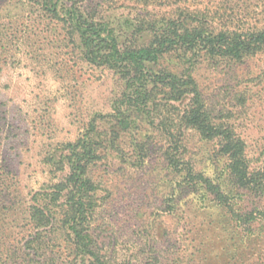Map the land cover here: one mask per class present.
Masks as SVG:
<instances>
[{"label": "rangeland", "instance_id": "374dc122", "mask_svg": "<svg viewBox=\"0 0 264 264\" xmlns=\"http://www.w3.org/2000/svg\"><path fill=\"white\" fill-rule=\"evenodd\" d=\"M76 1L81 12L110 23L127 38L142 18L179 5V0ZM225 1L243 23H262L264 0ZM9 9L11 20L0 13V175L7 179L3 194L9 201L2 211L8 215L0 218L4 226L22 217L32 196L66 175L57 163L67 155V145L83 137L95 115L111 113L124 88L114 71L86 63L78 42L68 37L64 27L50 25L37 5L24 11ZM140 37L137 44L148 41L146 34ZM191 73L205 104L220 121L234 126L253 165L264 166V54L237 64L200 62ZM188 101L174 104L176 115L187 109ZM96 123L99 131L110 132L107 120ZM146 129L141 124L133 136L121 133L117 141L121 154L102 151L89 170L98 187L91 233L100 254L115 264H264V230L256 241L261 254L247 255L245 260L242 250L239 255L234 251L239 237L219 223L214 212L193 211L191 205L176 212L168 209L162 182L163 138L157 130L150 136L144 162H138L131 144L143 140ZM185 139L198 169L208 160H220L215 143L200 141L192 132ZM244 206L247 212L264 211V196L248 197ZM18 230L19 238L30 234L28 226ZM44 242L47 249L34 254L19 241L4 264L90 262L88 257L71 254L70 243L58 236H48Z\"/></svg>", "mask_w": 264, "mask_h": 264}, {"label": "trees", "instance_id": "16d2710c", "mask_svg": "<svg viewBox=\"0 0 264 264\" xmlns=\"http://www.w3.org/2000/svg\"><path fill=\"white\" fill-rule=\"evenodd\" d=\"M76 2L0 0L1 17L9 20V7L24 11L37 5L50 25L64 27L68 37L78 42L86 63L114 71L124 87L112 112L95 115L83 137L67 145V155L57 163L60 171L66 169V175L32 196L20 219H11L6 226L0 221V264L7 262L8 253L16 251L19 241H24L23 248L34 254L42 252L47 249L44 240L48 236L70 243V253L88 257L89 264H115L100 254L91 233L98 187L89 170L101 159L102 151L121 154L117 142L120 134L133 136L141 124L147 128L146 136L131 142L138 162L145 161L148 140L155 130L163 138L162 182L168 209L176 212L191 205L193 211L214 212L219 223L239 237L235 254L242 250L245 260L247 255H260L256 241L264 230V211L247 212L244 203L248 197L264 196V166L253 165L247 145L234 126L220 121L205 104L191 71L200 62L237 64L264 54V28H216L264 27V18L258 24H248L247 20L243 23L225 0H179L174 9L142 18L127 38L110 23L81 12ZM142 34L148 41L137 44ZM187 98V109L176 115L174 104ZM98 120H107L110 132L99 131ZM188 132L195 133L200 141L215 143L220 160H208L198 169L188 155ZM6 181L0 175V218L8 215L2 213L9 203L3 194ZM25 226L30 234L19 238L18 229Z\"/></svg>", "mask_w": 264, "mask_h": 264}]
</instances>
